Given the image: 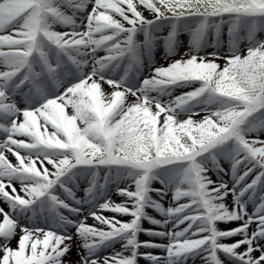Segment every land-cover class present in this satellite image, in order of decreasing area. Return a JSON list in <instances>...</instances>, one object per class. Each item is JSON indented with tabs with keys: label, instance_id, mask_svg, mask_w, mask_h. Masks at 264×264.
Instances as JSON below:
<instances>
[{
	"label": "snow or ice",
	"instance_id": "6c2138e0",
	"mask_svg": "<svg viewBox=\"0 0 264 264\" xmlns=\"http://www.w3.org/2000/svg\"><path fill=\"white\" fill-rule=\"evenodd\" d=\"M141 258L264 264V0H0V264Z\"/></svg>",
	"mask_w": 264,
	"mask_h": 264
},
{
	"label": "rangeland",
	"instance_id": "374dc122",
	"mask_svg": "<svg viewBox=\"0 0 264 264\" xmlns=\"http://www.w3.org/2000/svg\"><path fill=\"white\" fill-rule=\"evenodd\" d=\"M183 39L185 40V43H186V39H187V38L184 37ZM162 51H163L162 48L157 50V62H158L159 64H165V63H166V61L163 60L162 57H161V53H162ZM10 159H13V160H14V157H11V156H10ZM104 214L108 215V214H110V213H109V212H105ZM89 222H91V221H89ZM144 226H145V227H150V225H149L147 222H145V225H144ZM141 238L144 239V238H147V237H145V236L142 234V235H141ZM117 247H118V246H117ZM140 264H145V261L143 260V258H141V260H140ZM197 264H199V261H197Z\"/></svg>",
	"mask_w": 264,
	"mask_h": 264
},
{
	"label": "bare ground",
	"instance_id": "6f19581e",
	"mask_svg": "<svg viewBox=\"0 0 264 264\" xmlns=\"http://www.w3.org/2000/svg\"><path fill=\"white\" fill-rule=\"evenodd\" d=\"M113 199L119 201V197L118 196H114ZM79 257L77 256V250L75 247L72 248L71 252L65 257L66 260L69 261H75L77 260Z\"/></svg>",
	"mask_w": 264,
	"mask_h": 264
}]
</instances>
